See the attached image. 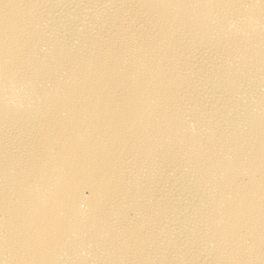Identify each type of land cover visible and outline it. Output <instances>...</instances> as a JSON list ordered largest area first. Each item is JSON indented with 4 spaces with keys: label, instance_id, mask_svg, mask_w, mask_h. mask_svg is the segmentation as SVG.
<instances>
[{
    "label": "bare ground",
    "instance_id": "bare-ground-1",
    "mask_svg": "<svg viewBox=\"0 0 264 264\" xmlns=\"http://www.w3.org/2000/svg\"><path fill=\"white\" fill-rule=\"evenodd\" d=\"M0 264H264V0H0Z\"/></svg>",
    "mask_w": 264,
    "mask_h": 264
}]
</instances>
